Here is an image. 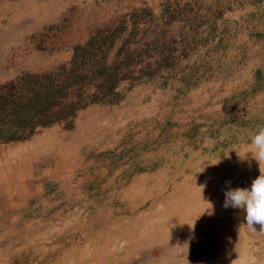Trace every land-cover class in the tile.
<instances>
[{"label": "rangeland", "instance_id": "374dc122", "mask_svg": "<svg viewBox=\"0 0 264 264\" xmlns=\"http://www.w3.org/2000/svg\"><path fill=\"white\" fill-rule=\"evenodd\" d=\"M34 1L0 0V97L14 82L34 93L20 78L51 74L74 114L0 134V199L18 204L0 210V264H95L85 257L101 227L105 252L120 234L111 225L129 237L130 223L152 242L129 264H264V227L223 206L229 186L259 175L237 153L264 126V0H60L37 13ZM49 130L57 148L38 149L29 198L9 184L29 166L16 154Z\"/></svg>", "mask_w": 264, "mask_h": 264}, {"label": "trees", "instance_id": "16d2710c", "mask_svg": "<svg viewBox=\"0 0 264 264\" xmlns=\"http://www.w3.org/2000/svg\"><path fill=\"white\" fill-rule=\"evenodd\" d=\"M96 71L100 73L102 69L99 68ZM108 76L110 81H112L114 70L109 72ZM81 77L82 75L74 76V81H78ZM19 82L20 85L29 83L34 86L35 84L36 89L31 94L26 92L18 93L16 89H19V87L14 82L8 86L9 91L0 97V112L4 113L2 118L3 127L0 129V134L4 136V139L16 140L24 138L28 134L35 132V128L38 125L47 126L55 122L57 118L74 114V111L70 110L73 103L65 104L59 102L61 97L59 95L54 96V93L59 91L54 90L55 87L64 88L66 85L64 82L61 85L56 84L51 74L39 77L31 76L28 82H24V78H20ZM57 104L59 108H54ZM26 131L29 132L25 134Z\"/></svg>", "mask_w": 264, "mask_h": 264}, {"label": "crops", "instance_id": "0c3cea01", "mask_svg": "<svg viewBox=\"0 0 264 264\" xmlns=\"http://www.w3.org/2000/svg\"><path fill=\"white\" fill-rule=\"evenodd\" d=\"M23 1H26V0H18V2H23ZM42 3V6H46V8H52V9H55L57 8V4L60 3V0H35L34 2H32V6L31 8L33 9V12L37 13V11L34 9V5L37 4V3ZM21 4V3H19ZM26 8H25V5H23L19 11L17 12V14L19 15V17H21V15H26L28 12H26ZM18 17L17 15L15 16V18ZM93 107V108H92ZM92 107H89L88 109H97L95 106H92ZM89 114V110L85 113L84 112V118L86 115ZM87 122H88V130L87 132L89 133L90 132V126H95L96 123L98 122V119H95V118H91V117H88L87 119ZM86 122V124H87ZM54 133V131L52 130H49L47 131L46 133V140L47 142H44L43 139L42 140H33L30 142V153L29 154H25L24 152L25 151H22V152H18L16 154L17 157H20V160L22 161V165H26L29 163V166L28 168L24 167L23 166V174L18 176V178H14L12 175H10V180H9V184H12V185H16V186H20V187H29V189L31 190V195L29 196L32 197L34 196L35 194L36 195H40V190H36V188H34V182H33V168H32V163L33 164H36L37 162H40L41 160V152L38 150V149H45L47 147H44L45 145H50L49 146V149L53 150V151H56V144H54L51 140H53V136L52 134ZM52 136V137H51ZM76 136V135H75ZM80 146H82V144H77L74 145V147L76 148H80ZM73 151V150H72ZM29 158V159H28ZM31 163V164H30ZM55 163V162H54ZM41 173H43L44 175L47 174V175H53V169L51 167L49 168H45L43 170H40ZM7 189V188H6ZM14 190H17V189H14ZM28 195V194H27ZM8 199V198H7ZM24 200H28V196L25 195H22L21 196V199L20 201H24ZM10 202L12 204H14L11 200ZM9 202V203H10ZM6 205H5V202H2L1 199H0V210H8V201H6ZM2 204H4V206H1ZM18 204L15 203L14 206H10L11 208L10 209H18ZM114 221V220H113ZM106 224H104L103 227H101L100 229V234L97 235L99 237L95 238L96 239V242H90L93 247L91 245H87V249H88V252H90L85 258H94L96 259L95 264H100V261L98 259H102V258H114V259H119L120 261L117 263V264H129L128 262H123L121 260L124 259V258H132V257H136L137 255H142L144 253H146L148 249L147 248V245L149 246V243L152 242V238L151 236L147 235V232L146 230L144 231V234H140V232L138 233V228L136 226V224H129L127 229H128V233H129V237L125 236L124 234V231H125V227H123L122 225H111V227H116V232L120 233L118 236L116 235H112V237H108L110 239V241L112 240V243L110 245L113 246V250L112 251H101L99 250L100 248V245L104 244V240H107V239H104V238H101L103 237L105 230L104 228H106L105 226ZM111 234H113V232L111 231L110 232ZM113 238V239H112ZM108 239V240H109ZM138 242L139 244H141L140 246V249H142L140 252L137 251V246H138ZM122 244V245H121ZM162 244H165V242ZM99 250V251H98ZM145 250V251H144ZM108 256H107V254ZM135 255V256H134ZM164 257L163 255H161L160 257V262H162V260H164ZM98 260V261H97ZM113 264V263H112Z\"/></svg>", "mask_w": 264, "mask_h": 264}, {"label": "clouds", "instance_id": "9594fccd", "mask_svg": "<svg viewBox=\"0 0 264 264\" xmlns=\"http://www.w3.org/2000/svg\"><path fill=\"white\" fill-rule=\"evenodd\" d=\"M249 154L259 165V175L252 180L250 187L232 188L229 186L224 192L223 206L242 210L249 226L255 227L258 224L264 227V167H262L264 165V126H260L257 133L251 137L248 150L242 154L237 153V156L241 162L250 163ZM219 162L220 160L213 164ZM207 211L212 214L213 206L211 203L210 209Z\"/></svg>", "mask_w": 264, "mask_h": 264}, {"label": "bare ground", "instance_id": "6f19581e", "mask_svg": "<svg viewBox=\"0 0 264 264\" xmlns=\"http://www.w3.org/2000/svg\"><path fill=\"white\" fill-rule=\"evenodd\" d=\"M39 3V2H38ZM36 7V6H35ZM44 7V6H43Z\"/></svg>", "mask_w": 264, "mask_h": 264}]
</instances>
